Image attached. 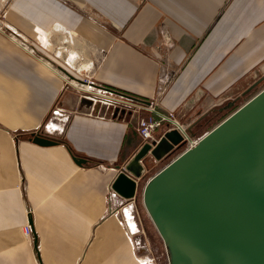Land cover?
I'll return each instance as SVG.
<instances>
[{
	"label": "crops",
	"instance_id": "1",
	"mask_svg": "<svg viewBox=\"0 0 264 264\" xmlns=\"http://www.w3.org/2000/svg\"><path fill=\"white\" fill-rule=\"evenodd\" d=\"M0 8L13 39L37 54L14 50L0 33V264H138L146 254L109 212L108 188L140 147L137 121L154 116L99 117L61 69L154 98L157 111H175L189 129L214 102L228 106L264 77V0H8ZM163 59L170 78L159 86ZM34 134L56 143L38 145Z\"/></svg>",
	"mask_w": 264,
	"mask_h": 264
},
{
	"label": "water",
	"instance_id": "2",
	"mask_svg": "<svg viewBox=\"0 0 264 264\" xmlns=\"http://www.w3.org/2000/svg\"><path fill=\"white\" fill-rule=\"evenodd\" d=\"M182 145L177 130L164 131L154 148H138L111 188L135 199L146 160L161 161ZM141 197L168 264H264V88L148 179Z\"/></svg>",
	"mask_w": 264,
	"mask_h": 264
},
{
	"label": "built area",
	"instance_id": "3",
	"mask_svg": "<svg viewBox=\"0 0 264 264\" xmlns=\"http://www.w3.org/2000/svg\"><path fill=\"white\" fill-rule=\"evenodd\" d=\"M3 16L5 17L4 14ZM3 16L0 15V33L4 35L6 39H8V43L10 45H14V50L20 53H23L25 55L37 56L34 50L33 52H29L28 50H26L28 48V42H26V40H24V38H22L20 35L17 36L19 38H17L18 41L13 39V37H16V30L13 31L14 29L5 22ZM169 78L170 72L168 69L167 60L163 59L160 66L158 85L165 86L168 83ZM75 82L77 86L71 85L73 89H75L76 92L80 94L81 98L89 101L93 107L99 108V117H113L114 115L118 114H129L130 116L142 113L152 114L154 118H152L151 120H147L146 118L140 117L137 121L136 132L140 139V146H142L143 144H149L152 148H154L163 134V132L160 134L157 133L158 130L162 127L165 131L177 130L181 134L183 138V145L181 146L183 152L192 149L202 137L201 136L199 138L192 139L190 137L188 129L184 125L179 123V121H177L175 111H167L163 113L157 111V102L154 98L149 99L147 101L132 99L131 97L125 94H121L110 87L96 85L93 79L86 75L82 76L78 74V77ZM224 102L226 101H222V103ZM102 107L105 108L103 114L100 113ZM54 112L60 114L61 109H55ZM134 202H136L135 199L126 200L120 197L116 192L113 191L111 186L108 188L109 212L113 213L115 216H118V213L114 212V210L111 209L110 205L119 206L122 204H126L127 206H131L132 204H134ZM132 220L134 221L133 216ZM31 233V226H24V237L29 239L31 237ZM137 262L138 264H156L153 256L151 255H149V257L146 256L142 258H137Z\"/></svg>",
	"mask_w": 264,
	"mask_h": 264
},
{
	"label": "rangeland",
	"instance_id": "4",
	"mask_svg": "<svg viewBox=\"0 0 264 264\" xmlns=\"http://www.w3.org/2000/svg\"><path fill=\"white\" fill-rule=\"evenodd\" d=\"M7 2L8 0H0V7H2V5L4 6ZM2 10L3 8H0L1 16H3ZM57 36H58L57 32H52L50 34V38H51L50 40H55ZM63 49L64 51H67L65 50V47H63ZM26 50L32 52L31 50H29V48H27ZM68 52L71 53V47L69 48ZM263 88H264V77L258 84H256L252 88H249V90L243 96H240L235 101H231L230 106L229 105L226 106L227 104L225 102L222 103V101L216 104L214 102L212 104L211 109L207 111V113L204 115L203 118H201L193 127L189 129L187 128L189 130L190 137L192 139L199 138L204 134H206L207 132H209L212 128L218 125L222 120H224L227 116H229L240 106H242L245 102H247L250 98H252ZM163 129L164 128L162 127V129L158 131V134H160L163 131ZM182 152L183 149L179 148L175 150L169 157L161 161H155L153 158L149 157L145 162L146 175L143 178V180L139 182L138 185L136 202H134V204H132L131 206H127L126 204L125 205L122 204L119 206L110 205L111 209L114 210V212L118 213V217L120 218L125 229L127 230V233L129 234L131 241H133L134 246L137 249H140L141 252L143 251L141 254L145 252L146 256L148 257L149 255L153 256L156 264H168L167 256H166L165 248L163 246V242L159 237L157 231L155 230L152 222L150 221L143 207L142 197H141L142 188L148 179H150L153 175H155L158 171H160L163 167H165L169 162L175 159ZM131 215L133 216L134 219V221L132 220L133 225H130L127 221V218L125 217L127 216L130 219V217H132ZM142 257L143 256L139 258Z\"/></svg>",
	"mask_w": 264,
	"mask_h": 264
},
{
	"label": "bare ground",
	"instance_id": "5",
	"mask_svg": "<svg viewBox=\"0 0 264 264\" xmlns=\"http://www.w3.org/2000/svg\"><path fill=\"white\" fill-rule=\"evenodd\" d=\"M35 34V33H34ZM46 35V34H45ZM36 36V35H35ZM11 46H12V48L13 49H15V47H14V45H12L11 44ZM28 48H29V46H28ZM31 51L33 52V49H31ZM69 74V73H68ZM72 76V75H71ZM70 78V77H69ZM72 80H76V78L74 77V79H72ZM5 142H6V140H5ZM12 187V186H11ZM126 218H127V221H128V223L130 224V225H133V221H132V217H130V219L127 217V216H125ZM18 231V230H17Z\"/></svg>",
	"mask_w": 264,
	"mask_h": 264
}]
</instances>
